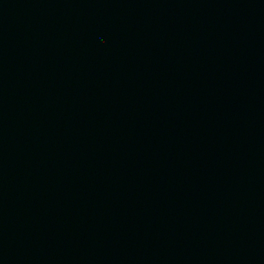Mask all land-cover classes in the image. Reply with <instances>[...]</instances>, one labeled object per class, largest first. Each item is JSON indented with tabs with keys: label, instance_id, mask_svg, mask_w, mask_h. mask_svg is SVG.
Instances as JSON below:
<instances>
[{
	"label": "water",
	"instance_id": "obj_1",
	"mask_svg": "<svg viewBox=\"0 0 264 264\" xmlns=\"http://www.w3.org/2000/svg\"><path fill=\"white\" fill-rule=\"evenodd\" d=\"M264 228V0H0V264H239Z\"/></svg>",
	"mask_w": 264,
	"mask_h": 264
}]
</instances>
